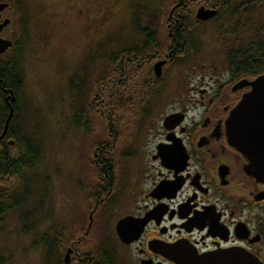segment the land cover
<instances>
[{"label": "flooded vegetation", "instance_id": "obj_1", "mask_svg": "<svg viewBox=\"0 0 264 264\" xmlns=\"http://www.w3.org/2000/svg\"><path fill=\"white\" fill-rule=\"evenodd\" d=\"M169 2L164 9L159 0L144 4L142 18L137 3H130L125 38L110 44L116 60L110 77L101 86L98 79L86 83L92 107L107 113V135L93 138L90 159L97 183L89 196L93 207L86 228L97 232L88 248L85 229L65 247L62 263L71 251L68 264H196L224 254L264 264V181L252 175L247 156L230 146L226 131L230 113L252 90L238 85L264 76L260 55L254 59L259 71L251 75L234 66L247 46H264V0ZM93 4L0 0V43L8 47L0 54V66L11 69L16 80L12 89L0 88L1 160L18 159L26 153L21 141L31 140L15 123L20 108L28 116L34 110L21 103L20 95L30 76L25 67L34 58L37 32L45 33V46L52 22L88 32ZM204 12L215 14L202 20ZM95 45L82 56L84 63L92 57V74L98 68L90 55ZM84 66L74 74L81 80L78 86ZM72 77L64 78L66 91ZM3 181L0 176L1 192ZM123 219L130 230L142 227L129 244L115 229Z\"/></svg>", "mask_w": 264, "mask_h": 264}, {"label": "rangeland", "instance_id": "obj_2", "mask_svg": "<svg viewBox=\"0 0 264 264\" xmlns=\"http://www.w3.org/2000/svg\"><path fill=\"white\" fill-rule=\"evenodd\" d=\"M154 1L94 0L90 12V31L81 29L77 24L78 29H75L70 25L54 26L52 22V26H47L46 46L45 33L37 32L38 39L32 46L34 58L25 67L30 76L26 74L24 94L20 95L21 103L33 105L34 110L28 116L20 108L19 117L22 115L24 119L22 135L28 134L31 143L43 145V157L46 153L44 168L27 172L20 181L17 178H4L1 184L3 189L29 191L27 205L23 209L36 210V203L44 199L42 211L37 213L38 220L44 221L38 230L26 234L22 233L25 224L20 219L25 211L8 214L0 231V264H64L62 252L65 247L83 234L85 229H89L86 228L87 215L93 207L89 196L97 183L94 167L90 164L92 142L93 138L101 134L106 137L107 128L103 122L107 113L92 107L93 98L87 92L82 97H72L63 86L64 78L74 75L80 65H85L82 56L88 48L92 51V42L98 41V46L107 45L109 38L115 44L123 42L129 24L130 3H137L135 8L138 7V15L142 18L144 4L149 5ZM169 5V0H159V8H168ZM90 55L96 58V48ZM193 55L203 56L204 53ZM211 57L213 60L216 56L211 53ZM105 68L108 71L109 65H100V68L98 65L92 76L97 79ZM183 75L180 74V77ZM85 107L89 110L87 113L83 109ZM19 122L15 123L18 129ZM75 122H78L79 127H76ZM37 176L39 179L35 182ZM40 189L41 192L44 190L46 196L42 199L38 193ZM46 229L47 233L52 229L58 231L62 241L53 245L45 263V253L41 249H34L33 245L39 241V233ZM96 232L93 228L89 229L90 235L84 237L88 248H91V234L95 235ZM50 239L52 243L53 238ZM59 243L61 250L56 251Z\"/></svg>", "mask_w": 264, "mask_h": 264}, {"label": "trees", "instance_id": "obj_3", "mask_svg": "<svg viewBox=\"0 0 264 264\" xmlns=\"http://www.w3.org/2000/svg\"><path fill=\"white\" fill-rule=\"evenodd\" d=\"M110 41L111 39L109 38L106 41V43H108L107 45H103V44L99 46L96 45L97 57L94 58V62H98L99 68H100V65L101 66L109 65V70L106 71L107 70L106 69L107 67H106L104 69V73H100L97 78L98 84L100 86L102 84H105L108 78L110 77L111 65H113L114 62L116 61V60L113 61L114 54L112 53V48H111L112 46L111 47L108 46ZM230 54L233 55L234 57H237L236 52L235 53L232 52ZM256 55H260L264 59V46H259V47L247 46L243 51L238 53L240 60L239 61L235 60L234 66H236L237 68L242 67L243 71L241 72L245 76L251 75V72L253 71L258 72L259 64H257L258 62L254 61ZM116 56L117 54L115 55V57ZM91 58L92 57H89V59L85 61V66L83 67V78H82L83 80H82L81 86H78V82H81L78 75H73V77L69 81L70 85L67 89V92L70 93L72 97H75V95L77 97L79 96L82 97V95H86V92H84V90L87 89L86 83H90V80H93V79L97 80L96 77L92 76V73H91L90 68L93 63ZM15 82L16 80L12 76L11 69L0 66V88L4 85L5 89L7 90L12 89ZM63 86L64 88H66L65 82ZM83 109L86 110L85 111L86 113L89 111L87 107ZM20 112H21V109L19 111V114ZM82 115H84L83 112H82ZM18 119L20 121L19 122L20 127H21L20 129H22V126H23L22 124L24 122L22 115H20ZM76 127H79L78 122L76 123ZM20 135H22V132L20 133ZM31 142H32L31 140H27L26 138L24 141H21V145L25 147L26 153L21 154L18 159H14V160H10V159L8 160L5 158L3 160L0 159V176L6 178V177H10L11 175L10 177L11 179L17 178L20 180L26 175L27 172L32 171V169L41 170L45 162L46 153L44 154V157H43V153H42L43 145L41 143L35 142V144L34 143L30 144ZM38 179H39V176H37L35 182H37ZM46 182H47V179H46ZM38 193L41 199L45 196L44 190L41 192V189H40ZM28 196H29L28 190H24V191L21 190L20 192H17V190L4 188L2 192L0 191V231H1V226L3 225L2 223L5 222L7 215L10 213L16 214V212L20 210L25 211L20 218L23 224H25L24 226L25 230L22 233L27 234L34 230H38V228L41 226L44 220H41L40 222L37 218L38 217L37 213L39 211H42L44 199L42 200V202L36 203V208H35L36 210L31 209V211H29V209L28 210L23 209L27 205ZM50 238H53L52 243H51ZM60 239L61 237L59 236L58 231H56L55 229H52L47 233V229H46L43 233H39L38 238H37V240L39 241L35 242V244L33 245V248L37 250L41 249L45 253L44 258H45V263H46L48 254H50V251L53 245H57L58 242H60Z\"/></svg>", "mask_w": 264, "mask_h": 264}, {"label": "water", "instance_id": "obj_4", "mask_svg": "<svg viewBox=\"0 0 264 264\" xmlns=\"http://www.w3.org/2000/svg\"><path fill=\"white\" fill-rule=\"evenodd\" d=\"M213 12H204L201 16L202 20H208L214 16ZM0 43V54L8 47ZM238 86H250L251 92L245 95L239 105L230 113L226 122V131L228 142L236 151L247 156L252 175L264 181V76L257 80L245 83L242 82ZM15 102V98L11 103ZM13 115V109L6 119L4 127V135L7 132L9 122ZM131 224L128 219L119 221L116 225V233L122 243L129 244L131 240L137 239L142 227H135L130 230ZM132 232V233H128ZM137 234V235H133ZM68 251L64 258V263L68 264ZM250 258L237 257L236 254H224L205 256L196 264H251ZM253 264H256L253 262Z\"/></svg>", "mask_w": 264, "mask_h": 264}]
</instances>
